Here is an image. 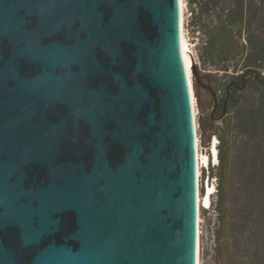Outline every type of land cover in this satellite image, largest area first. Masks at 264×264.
<instances>
[{
	"label": "water",
	"instance_id": "1",
	"mask_svg": "<svg viewBox=\"0 0 264 264\" xmlns=\"http://www.w3.org/2000/svg\"><path fill=\"white\" fill-rule=\"evenodd\" d=\"M193 94L181 0H0V264H198Z\"/></svg>",
	"mask_w": 264,
	"mask_h": 264
},
{
	"label": "trees",
	"instance_id": "2",
	"mask_svg": "<svg viewBox=\"0 0 264 264\" xmlns=\"http://www.w3.org/2000/svg\"><path fill=\"white\" fill-rule=\"evenodd\" d=\"M189 3L193 14L206 19L203 24L208 34L206 48L218 52L212 63L219 69L237 72L240 63L232 65L222 54L226 43L240 37L243 30L249 34L260 32L258 44L248 37L252 48H261L264 44V0H189ZM241 68L242 73L230 74L234 79L226 87L221 104L223 111L238 104L239 92L264 87L263 64L244 62ZM195 88L199 98L198 85ZM244 109L240 115L242 123L257 126L256 131L262 132L263 126L258 122L263 120L264 112L258 117L249 106ZM222 121L228 126L232 122L228 115ZM243 137L244 155L240 157L231 140L220 135V173L215 201L218 225L213 264H264V131L261 138L247 134Z\"/></svg>",
	"mask_w": 264,
	"mask_h": 264
},
{
	"label": "rangeland",
	"instance_id": "3",
	"mask_svg": "<svg viewBox=\"0 0 264 264\" xmlns=\"http://www.w3.org/2000/svg\"><path fill=\"white\" fill-rule=\"evenodd\" d=\"M185 23H184V33L188 40V48L194 62L197 75L201 78L203 83H208L213 86V88L218 92V104L215 107L213 95L201 86L196 78V75L192 69V85L194 89V101L196 110V120H197V131L203 146L207 147L204 153L211 156V151L213 150V142L217 140L218 151L221 146V136H226L227 139L231 140L233 149L237 156L243 157L244 155V142L242 141L245 134L254 136L257 135L258 138L262 137V132L264 131V118L261 119L258 124H262L263 131H256V127L248 126L242 123L240 120V115L244 112V107L249 106V109H254L256 116H260L264 112V87L258 89L251 88L245 91L239 92V102L233 109L227 108V114L223 118H219L223 113L222 110V100L225 96V90L234 78L230 74L242 73L243 69L242 63L248 62L251 64H263L264 66V44H261V48H252L251 44L248 42V37L253 39V43L258 44L260 41V32L249 34L243 30L241 36H237L235 40H230L223 47L222 57L227 58V62L230 64L240 63L237 72L226 71L219 69L218 65L212 63L214 59V54H218L217 51H209L207 46L208 34L204 29V17L201 18L196 14H193V6L189 3V0H185ZM262 22V21H261ZM264 23V18H263ZM224 55V56H223ZM191 64V62H190ZM193 65V63H192ZM264 74V69H261ZM229 73V74H228ZM195 85L199 87V98L196 94ZM196 98V99H195ZM260 104L263 106L261 107ZM229 111V112H228ZM231 117V125L228 126L227 122L222 121V119ZM256 140V139H255ZM212 162H214L212 157ZM210 163L209 169L205 168L206 172L209 173V181L205 179L203 185L200 186V195L203 196L206 186L208 184L215 186V191L212 194L210 207H203L200 205V216H201V235H200V259L201 264H213V254L216 244V228L217 222V211L215 201L218 194V175L220 169L218 167L219 160L214 163Z\"/></svg>",
	"mask_w": 264,
	"mask_h": 264
},
{
	"label": "bare ground",
	"instance_id": "4",
	"mask_svg": "<svg viewBox=\"0 0 264 264\" xmlns=\"http://www.w3.org/2000/svg\"><path fill=\"white\" fill-rule=\"evenodd\" d=\"M185 7H186V4H185V0H181V27H182V50H183V55H184V60H185V63H186V68H187V71H188V76H189V80H190V84H191V87H192V92L194 93V89H193V85H192V69H191V66H192V63H193V59H192V56H191V53H190V49L188 48V40L185 36V33H184V23H185ZM191 62V64H190ZM195 95L193 94V97ZM196 102V100L194 101ZM196 112V110H195ZM196 128H197V121H196ZM197 139H198V131H197ZM201 155V156H200ZM198 156H199V165L200 163H203V164H209L212 162V157H213V160L216 162H218L219 160V156H218V146H217V140H215L213 142V150L211 151V156H209L207 153H200L198 152ZM200 172V170L198 171V173ZM199 186H200V182H199ZM215 191V186L214 185H211V184H208V186H206V190L202 195H200L199 193V205L207 208L208 206H210L211 204V198H212V194L213 192ZM200 222H201V216H200V213H199V243H198V264H201V259H200V235H201V227H200Z\"/></svg>",
	"mask_w": 264,
	"mask_h": 264
},
{
	"label": "built area",
	"instance_id": "5",
	"mask_svg": "<svg viewBox=\"0 0 264 264\" xmlns=\"http://www.w3.org/2000/svg\"><path fill=\"white\" fill-rule=\"evenodd\" d=\"M196 140H197V155H198V152L203 153L204 151H206L207 147L203 146L202 141H201L199 136H198V139H197V134H196ZM212 163H214V165H216L215 161L212 162ZM209 166H210V163L209 164L200 163V165H199V156H198V171L200 170L198 175H199L200 186L203 185V182H204L205 179H208V181H209V177H210L209 173L206 172V175H205V168L208 170Z\"/></svg>",
	"mask_w": 264,
	"mask_h": 264
}]
</instances>
